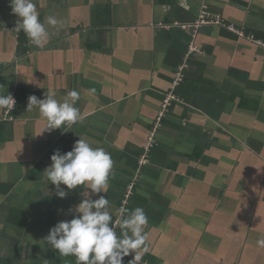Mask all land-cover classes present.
Returning a JSON list of instances; mask_svg holds the SVG:
<instances>
[{"label": "crops", "instance_id": "1", "mask_svg": "<svg viewBox=\"0 0 264 264\" xmlns=\"http://www.w3.org/2000/svg\"><path fill=\"white\" fill-rule=\"evenodd\" d=\"M35 3L42 22H63L48 27L44 47L15 31L11 0H0V94L16 98L10 120L0 110V264H76L45 237L76 215L91 190L61 185L67 195L60 198L44 171L56 150L71 151L80 138L114 162L110 187L99 194L113 221L136 207L148 217L139 264H264L257 244L264 178L253 185L256 195L239 188L254 178L241 169L251 173L263 158L250 141L264 129V47L214 24L196 27L205 16L220 18L264 41V0ZM183 65L181 101L152 137ZM73 90L82 122L44 131L46 120L38 107L27 109L28 98L54 92L62 102ZM242 197L260 204L239 207Z\"/></svg>", "mask_w": 264, "mask_h": 264}, {"label": "clouds", "instance_id": "2", "mask_svg": "<svg viewBox=\"0 0 264 264\" xmlns=\"http://www.w3.org/2000/svg\"><path fill=\"white\" fill-rule=\"evenodd\" d=\"M13 13L19 18L15 31H23L37 47H44L49 40L48 27L62 26V21L48 16L46 22L39 18L35 0H11ZM3 86H0L2 88ZM80 95L70 91L61 102L55 93L45 94L44 99L35 95L28 98V108L38 107L40 115L46 120L47 131L62 126L71 127L82 122L80 110L75 106ZM15 99L10 94H0V110L11 111ZM51 165L44 171L48 180L57 189L60 198L66 197V191L84 185L91 190L76 207V215L71 220L60 221L50 229L46 242L62 256H74L76 264H123L124 257L134 253L128 264H139L141 250L147 251L148 217L141 207L131 210L127 216L113 221V213L107 193L109 178L113 174L114 162L102 147H93L87 140L80 138L71 151L61 154L59 150L51 156ZM93 196L98 198L93 199ZM126 211V210H122ZM117 225L121 234L117 233ZM264 247V238L257 241Z\"/></svg>", "mask_w": 264, "mask_h": 264}, {"label": "built area", "instance_id": "3", "mask_svg": "<svg viewBox=\"0 0 264 264\" xmlns=\"http://www.w3.org/2000/svg\"><path fill=\"white\" fill-rule=\"evenodd\" d=\"M207 24H214L216 26H219L221 28L226 29L227 31L231 32L232 34L236 35L238 38L240 39H245L255 45H258L259 47H264V41L256 39L254 36L252 35H247L243 30L237 28L235 25L233 24H228V23H224L220 18L214 20V21H210L207 20L206 18H203L200 22V24H197L196 27H200L202 25H207ZM193 49V48H192ZM191 49V50H192ZM196 50V47H194L193 51ZM186 66H181L179 67V69L177 70V72L174 75V78L172 80V90L170 92H168L163 100L162 103V109L159 112V117L157 118V122L153 128V132H152V137L155 136V133L158 131L163 119L167 116V113L170 111V108L172 106V104L174 102H180L181 98L180 96L176 93V90L178 87H180V85H182L184 83L185 80V74H184V70H185ZM12 96L14 97L15 101L16 98L14 96V94H12ZM16 106V103H15ZM15 106L11 111H5L4 112V121H8L11 119V114L12 112L15 110ZM151 141V138H150ZM151 147V145H150ZM127 201H125L123 203V206L121 207V210H124V207L126 206ZM123 214L120 215V217L116 220H120L121 216ZM118 225H117V229H118ZM116 229V230H117ZM123 264H127L125 262V260H123Z\"/></svg>", "mask_w": 264, "mask_h": 264}, {"label": "rangeland", "instance_id": "4", "mask_svg": "<svg viewBox=\"0 0 264 264\" xmlns=\"http://www.w3.org/2000/svg\"><path fill=\"white\" fill-rule=\"evenodd\" d=\"M204 18H207V16H205ZM218 19V18H217ZM205 26V25H204ZM260 114H262V116L259 118L258 120V125L264 124V121H262V119H264V113L261 112ZM258 130H256L252 136H251V141H250V145L251 147L255 150L258 151V155H261L263 158L259 159L258 157L255 158V166H256V170H254L253 172L251 171V173H248L247 170H243L241 169V176L245 177V178H251L254 177L250 180L251 184L250 185H243V186H239V188L242 189H246V188H251V191L254 195H256L253 187L254 183L258 180H262L264 178V129L262 128H258ZM257 140V142H256ZM258 143V144H257ZM237 171H239V169H237ZM243 192V195H245V192ZM261 192L263 193L264 196V186L261 190ZM244 197H242V200L240 201V206L239 207H248L250 209H252V207H258V205L260 204L257 202H250L249 204H246L244 199Z\"/></svg>", "mask_w": 264, "mask_h": 264}]
</instances>
